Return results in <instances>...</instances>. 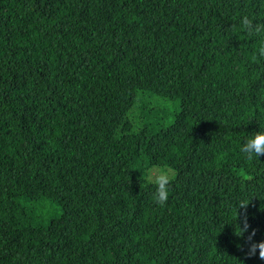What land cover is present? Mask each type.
Listing matches in <instances>:
<instances>
[{"label": "trees", "instance_id": "trees-1", "mask_svg": "<svg viewBox=\"0 0 264 264\" xmlns=\"http://www.w3.org/2000/svg\"><path fill=\"white\" fill-rule=\"evenodd\" d=\"M244 15L264 22V0H0V264H264ZM144 158L176 173L164 206ZM41 199L61 209L46 225Z\"/></svg>", "mask_w": 264, "mask_h": 264}, {"label": "clouds", "instance_id": "clouds-1", "mask_svg": "<svg viewBox=\"0 0 264 264\" xmlns=\"http://www.w3.org/2000/svg\"><path fill=\"white\" fill-rule=\"evenodd\" d=\"M238 28L256 41L255 50L250 55L251 62L264 64V22H256L251 17L244 15L239 19ZM239 154L241 159L249 163L259 160L258 157L264 154V130H259L258 128V130L253 131L250 136L244 139L240 144ZM140 167L144 171L146 184L154 189L152 194L154 202L159 206L166 205L169 200V188L176 174L174 169L167 164H154L149 158H144ZM247 204L237 201V216V210ZM236 220L234 223L238 225L236 224ZM238 227L240 231L236 235L243 236L248 229L247 223L245 222L244 227H240L239 225ZM254 235L255 230L248 237L247 254L249 256L256 255L258 251L259 258L264 260V240L253 241L252 237Z\"/></svg>", "mask_w": 264, "mask_h": 264}, {"label": "rangeland", "instance_id": "rangeland-1", "mask_svg": "<svg viewBox=\"0 0 264 264\" xmlns=\"http://www.w3.org/2000/svg\"><path fill=\"white\" fill-rule=\"evenodd\" d=\"M154 103H152V105H147V108L154 106L155 108H157V110L154 111H159L160 109H165V110H178V104L174 101H169V100H161L158 99V102L156 100V98H153ZM144 102H137L136 104V108H141ZM158 103H160V108ZM134 108L132 111L136 112L139 111L140 109H136ZM147 110V109H146ZM145 110V111H146ZM27 207H32L33 205L40 211V213L42 214V219H41V225H46L49 221L59 218L61 216V209L53 202H51L50 200L47 199H41L38 201H28L26 203Z\"/></svg>", "mask_w": 264, "mask_h": 264}]
</instances>
